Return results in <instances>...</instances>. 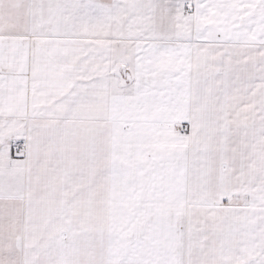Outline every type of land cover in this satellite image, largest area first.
<instances>
[{
	"label": "snow or ice",
	"instance_id": "1",
	"mask_svg": "<svg viewBox=\"0 0 264 264\" xmlns=\"http://www.w3.org/2000/svg\"><path fill=\"white\" fill-rule=\"evenodd\" d=\"M0 264H264V0H0Z\"/></svg>",
	"mask_w": 264,
	"mask_h": 264
}]
</instances>
